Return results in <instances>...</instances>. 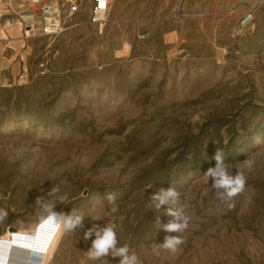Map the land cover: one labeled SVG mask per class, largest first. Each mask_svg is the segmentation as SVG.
Returning a JSON list of instances; mask_svg holds the SVG:
<instances>
[{"label": "rangeland", "instance_id": "374dc122", "mask_svg": "<svg viewBox=\"0 0 264 264\" xmlns=\"http://www.w3.org/2000/svg\"><path fill=\"white\" fill-rule=\"evenodd\" d=\"M16 19L0 13V239L38 230V196L85 218L9 264H93V225L142 264H264V0H112L103 25L53 38ZM217 149L246 177L228 203L205 175ZM169 186L179 201L157 211ZM179 207L188 228L165 232ZM166 235L184 242L164 249Z\"/></svg>", "mask_w": 264, "mask_h": 264}, {"label": "clouds", "instance_id": "9594fccd", "mask_svg": "<svg viewBox=\"0 0 264 264\" xmlns=\"http://www.w3.org/2000/svg\"><path fill=\"white\" fill-rule=\"evenodd\" d=\"M213 159L215 160V165L209 167L205 175L211 178V186L215 190L218 199L224 203H228L245 190L246 177L237 172L235 174L232 173L229 165L226 163L225 153L222 150L217 149ZM58 192L59 188L54 187L48 195L56 197ZM179 198L180 193L175 188L169 186L167 189L161 188L158 193H153L150 200L158 211L162 205L176 203L179 201ZM109 199L111 200L112 197H109ZM57 202L63 201L57 199L45 200L41 196L37 197L35 203L46 214L42 223H51L56 231L62 229L65 233H74L77 229L84 227L85 215L74 211L70 213L57 211ZM232 206V204H229V207ZM167 213L173 216L174 219L163 226L165 232L179 234L188 228L189 218L184 214L182 208H168ZM7 216V210L0 209V220L7 218ZM158 223L159 217H157ZM82 239L86 242L91 241V246L87 249V257L93 264L108 257L118 260V264H142L138 255L131 252L127 244L121 245L114 225H107L105 227L93 225L83 232ZM183 242L179 235H166L160 246L164 249L175 251L177 246ZM18 264H24V262L20 261Z\"/></svg>", "mask_w": 264, "mask_h": 264}, {"label": "built area", "instance_id": "2783aa9c", "mask_svg": "<svg viewBox=\"0 0 264 264\" xmlns=\"http://www.w3.org/2000/svg\"><path fill=\"white\" fill-rule=\"evenodd\" d=\"M0 0V13L17 15L24 38L58 37L80 26H101L109 17L112 0ZM3 7V8H1Z\"/></svg>", "mask_w": 264, "mask_h": 264}, {"label": "bare ground", "instance_id": "6f19581e", "mask_svg": "<svg viewBox=\"0 0 264 264\" xmlns=\"http://www.w3.org/2000/svg\"><path fill=\"white\" fill-rule=\"evenodd\" d=\"M55 232L56 229L51 223H42L38 230L35 228L32 231L11 229L6 231L0 239V264H9L10 253L15 246L32 251H46L47 254L51 242L59 233L57 231L55 235ZM52 237H54L53 240H51Z\"/></svg>", "mask_w": 264, "mask_h": 264}, {"label": "water", "instance_id": "95a60500", "mask_svg": "<svg viewBox=\"0 0 264 264\" xmlns=\"http://www.w3.org/2000/svg\"><path fill=\"white\" fill-rule=\"evenodd\" d=\"M13 230V229H12Z\"/></svg>", "mask_w": 264, "mask_h": 264}]
</instances>
